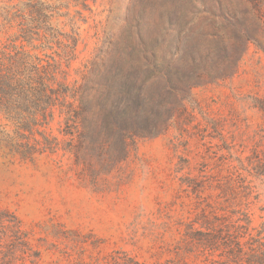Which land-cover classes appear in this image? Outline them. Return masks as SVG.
Instances as JSON below:
<instances>
[{"label": "rangeland", "instance_id": "374dc122", "mask_svg": "<svg viewBox=\"0 0 264 264\" xmlns=\"http://www.w3.org/2000/svg\"><path fill=\"white\" fill-rule=\"evenodd\" d=\"M89 5L77 8L70 81L113 83L126 100L142 91L144 129H168L125 141L107 124L66 128L57 112L48 130L55 154L23 162L0 152V208L18 217L40 253L30 264H212L183 243L228 172L249 184L252 228L264 222V115L256 107L264 31L263 46L245 43L255 35L252 17L242 19L247 0ZM196 177H212L213 188L197 195L188 187Z\"/></svg>", "mask_w": 264, "mask_h": 264}, {"label": "trees", "instance_id": "16d2710c", "mask_svg": "<svg viewBox=\"0 0 264 264\" xmlns=\"http://www.w3.org/2000/svg\"><path fill=\"white\" fill-rule=\"evenodd\" d=\"M90 2L95 0H0V152L10 158L34 162L55 154L59 144L48 130L57 112L66 128L107 124L125 141L160 136L168 129H144L148 99L142 91L126 100L113 83L89 89L87 81H70L79 42L77 8L91 11ZM247 2L252 8L242 19L252 17L255 35H247L245 43L263 46L264 0ZM94 101L100 102L99 110ZM256 107L264 115V98L256 100ZM211 178L196 177L187 186L201 196L205 187L213 188ZM216 190L218 199L201 205L183 246L194 243L214 258L212 264H264V222L252 228L247 180L233 169ZM33 258L40 253H34L29 233L15 214L0 208V264H30Z\"/></svg>", "mask_w": 264, "mask_h": 264}]
</instances>
